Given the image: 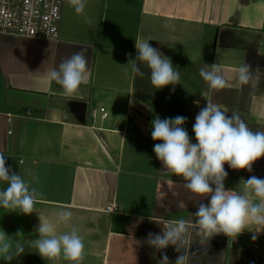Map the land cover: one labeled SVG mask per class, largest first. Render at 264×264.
I'll return each instance as SVG.
<instances>
[{"label": "crops", "instance_id": "crops-1", "mask_svg": "<svg viewBox=\"0 0 264 264\" xmlns=\"http://www.w3.org/2000/svg\"><path fill=\"white\" fill-rule=\"evenodd\" d=\"M61 1L57 39L0 34V150L6 167L43 194L35 212L20 213L16 224L11 209L0 208V230L11 236L7 225L14 224L24 231L26 264H70L44 260L31 246L39 214L54 219L68 205L72 219L58 231L78 229L83 264H159L175 247L152 249L148 233L184 220L188 264H251L264 226L249 224L231 246L222 233L203 238L192 214L210 197L194 201L182 178L164 170L153 151L161 141H153L151 121L185 116L183 127L196 143L195 117L207 104L200 93L208 91L199 72L215 63L228 86L212 91L211 102L264 131V0H88L91 24ZM136 40H149L171 58L180 84L155 89L145 65V75L135 76L127 63L128 54L137 56ZM81 49H87L88 82L68 97L45 73ZM244 63L259 68L254 83H239ZM252 167L241 170L236 188L225 189L241 191L251 175L264 178V157ZM7 186L0 181V190Z\"/></svg>", "mask_w": 264, "mask_h": 264}, {"label": "clouds", "instance_id": "clouds-1", "mask_svg": "<svg viewBox=\"0 0 264 264\" xmlns=\"http://www.w3.org/2000/svg\"><path fill=\"white\" fill-rule=\"evenodd\" d=\"M87 3L88 0H68L75 13L82 16L85 23L91 24L92 19L85 11ZM135 48V60L128 54L127 63L135 76L145 75L141 69V65H145L150 70V82L155 89L180 84L179 68L173 65L171 58L152 47L149 40H136ZM86 52L87 49H81L62 61L58 68L45 73L47 79L61 86L65 96L75 95L80 86L88 82ZM237 71L241 85L254 83L255 73L260 72L259 68L252 71L246 63ZM199 75L207 83L208 91L200 93L207 104L195 117L192 131L196 143L191 142L188 131L183 127L187 117L178 115L162 120L157 116L151 121V137L153 141L161 142L154 145L153 151L164 170L182 178L184 187L196 197L194 201L210 197L208 204L199 203L197 211L192 214L199 234L209 240L222 233L230 238L231 246V238L239 236L249 224L264 226V178L251 175L246 180L242 179L241 191L226 190L224 181L228 173L224 165L227 163L233 170L243 169L251 173L253 164L264 157V131H253L238 114L229 116L211 102L209 96L212 91L228 86L218 65L205 63ZM5 156L0 150V181L8 185L0 190V208L31 214L43 194L31 187L19 173L13 172L11 166L6 167ZM72 216L68 205H61L54 213V219L39 214L40 222L35 228L38 238L31 241V246L44 260L55 262L63 259L70 264H83L85 243L78 229L71 227L66 232L58 231V226L68 225ZM187 233L186 222L179 220L167 228L163 227L162 234L148 233L146 242L157 251L175 246V251L181 253L175 264H188L190 246ZM21 236V230L14 237L0 230V260L11 262L25 252L18 239ZM252 239H256L255 234ZM159 264H170L167 255L162 256Z\"/></svg>", "mask_w": 264, "mask_h": 264}, {"label": "built area", "instance_id": "built-area-1", "mask_svg": "<svg viewBox=\"0 0 264 264\" xmlns=\"http://www.w3.org/2000/svg\"><path fill=\"white\" fill-rule=\"evenodd\" d=\"M62 17L61 0H0V34L54 40ZM101 112L108 116L104 107ZM251 264H264V239L256 244Z\"/></svg>", "mask_w": 264, "mask_h": 264}, {"label": "rangeland", "instance_id": "rangeland-1", "mask_svg": "<svg viewBox=\"0 0 264 264\" xmlns=\"http://www.w3.org/2000/svg\"><path fill=\"white\" fill-rule=\"evenodd\" d=\"M224 168H225V171L228 173V178H231V179H234V180H239V178H241L242 177V171L241 170H233V169H231L229 166H228V164L226 163L225 165H224ZM13 210H11V212L8 214V215H11L14 219H13V221L15 222V224H16V222H17V219L16 218H20V213H18V212H12ZM3 217V216H2ZM11 217V218H12ZM16 217V218H15ZM4 217L2 218V221H4ZM9 221V219L7 218V222ZM19 222H21L22 221V219L20 218L19 220H18ZM8 226V232H9V234L11 235V236H15V234H16V232L18 231V230H20V227L19 226H16V225H12L11 227L9 226V225H7ZM5 233H7V231H5V230H3ZM23 232V236H21V237H19L18 239H19V241H20V243L21 244H23L24 245V247H25V252L20 256V257H18L17 259H14V260H12L11 262H5V261H3V260H0V264H26L25 263V261H26V257L28 256L29 257V255L28 254H26V245L24 244V240H25V234H24V231H22ZM153 233L154 234H162V229H157L156 227H154V229H153ZM170 246H172V245H170ZM172 247H175V246H172ZM153 249V248H152ZM35 251V250H34ZM183 251V250H182ZM34 253V252H33ZM181 254V253H180ZM179 253H177L176 251H174L173 253H171V254H169V257H168V259H169V261H170V264H175V260L177 259V257L180 255ZM151 255L152 256H154L155 254H154V252L153 251H151Z\"/></svg>", "mask_w": 264, "mask_h": 264}, {"label": "trees", "instance_id": "trees-1", "mask_svg": "<svg viewBox=\"0 0 264 264\" xmlns=\"http://www.w3.org/2000/svg\"><path fill=\"white\" fill-rule=\"evenodd\" d=\"M232 181H229L231 183L229 184H224L226 187H232V188H236L237 184H238V180H234V179H231Z\"/></svg>", "mask_w": 264, "mask_h": 264}]
</instances>
